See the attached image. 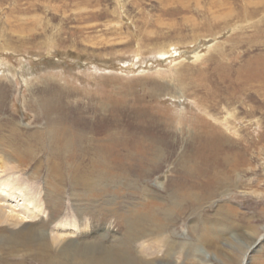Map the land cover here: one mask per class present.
<instances>
[{
	"label": "rangeland",
	"instance_id": "1",
	"mask_svg": "<svg viewBox=\"0 0 264 264\" xmlns=\"http://www.w3.org/2000/svg\"><path fill=\"white\" fill-rule=\"evenodd\" d=\"M0 182L34 212L0 264H42L27 226L107 245L156 206L175 264H264V0H0Z\"/></svg>",
	"mask_w": 264,
	"mask_h": 264
},
{
	"label": "bare ground",
	"instance_id": "2",
	"mask_svg": "<svg viewBox=\"0 0 264 264\" xmlns=\"http://www.w3.org/2000/svg\"><path fill=\"white\" fill-rule=\"evenodd\" d=\"M38 106L43 111L44 103L41 102ZM41 116H42V112L38 114V118H40ZM60 130L61 129H58L59 132H60ZM54 137H55V135H54ZM41 138H40V140L42 141ZM74 142H76V141H74ZM41 146H43V144ZM75 147H76V145H75ZM81 148H83V147H81ZM72 149H74V148L72 147ZM98 149H100V148H98ZM96 150H97V148H96ZM50 151H51V149H50ZM103 151L106 153V150L105 149ZM108 151L111 152V150H108ZM97 153L99 154V157H102V155H101L102 150L97 151ZM51 154L54 155V152H52ZM81 155L83 156V154H81ZM96 158L99 159L98 156H96ZM222 161L224 162V161H226V159L224 158ZM82 165H86V164H82ZM95 166H96V164H95ZM104 167H105V165H104ZM214 167L215 166H213V167L210 168V166H208V168L204 171V173L203 172H200V173L201 174H204V175H207L209 173V175H211V177H214L215 176V172H214L215 170H213ZM84 171L87 174L85 173L84 174L85 176L83 175L81 177V180L82 181L79 178V181H81L84 184H86L87 182H89L92 179V176H93L92 174H93L94 170L91 167H88L87 166L86 168H84ZM77 173H78V171H77ZM74 174H75V172H74ZM97 174H98V172H97ZM108 175L110 176V174H108ZM73 176L75 177L76 175H73ZM85 189H87V188H85ZM95 193H96V191H95ZM93 197H96V196L94 195ZM85 198H87V197H85ZM0 199H1L0 200V220H3L5 222L11 223V224L14 223V225H17V224H19V223H21L23 221H29V219H28L29 216H30L29 218L33 217V215H34L33 214L34 213L33 211L29 215L19 214L18 212H16V208L14 207L15 205H24V208L27 211H29L30 209H29L28 205L31 203V201L28 200V201H22L21 203H18V201H17L18 196L16 195L15 191H13L12 188H8L7 185H5V184H3L1 182H0ZM51 200H52V198H51ZM10 201L11 202L14 201L15 203L16 202L17 203L16 204H11ZM56 201H57L56 203H58V205H59V203H60V202H58L59 200H56ZM173 201L174 200H172L171 202H173ZM99 204L102 205L103 203L102 204L99 203ZM51 205H53V204H51ZM148 205H149L150 209H151V207H155L154 205L146 204V206H148ZM54 206H53V208H54ZM126 207H127V205H126ZM155 208L156 209L150 210V212L147 211V213H143V214L142 213H139V215H137L138 217H136L133 220H131L132 219L131 217H130L131 219H127V224L125 225L126 227L124 229L125 230L124 236L119 237V238H117L115 240H112V241L110 240L111 242L109 244H107V245H105V243L103 242L104 241L103 238H97V240L94 239L92 241L91 240H83V241H80V239L75 240L73 238L74 235L78 236L79 233L80 234H83V233L80 232V228H79V229H77V230H79V232L77 234V232H76L77 231L76 230L77 227L75 228V225L74 224L67 223L68 221L66 222L63 219L60 220L59 226L57 228H59V230L62 229L64 231L62 233H58L57 235H52L51 236V239L48 238L47 235H45V234H43L41 232L39 233L38 231H32L33 230V226H27V227H25L22 230L21 237L15 236V237H18V238H15V237H13V238H14V242H16L17 244L18 243H23V244L25 243V245L29 244L30 246H33L32 248L29 247V249H30V255H33V256L38 257L40 259V261H41L42 264H47L48 263V258L53 257L54 255L55 256H58V257H61L64 260L66 258H68V257L69 258L75 257L77 260L80 261V264H156L155 261L157 259H159V257H162V259H166V262L165 263L158 262V264H175L174 262H172V260L174 259L173 258V255L176 254L177 251H176V249L174 250V247H173L174 245H172L170 243L168 236L166 235L167 238H165V235H164V232L166 231V229L168 227V224L170 222L167 219L171 216V210H169L167 208L165 209V207L164 208L163 207H159L158 208V206H156ZM59 209L60 208H58V210ZM109 209H110V207H109ZM56 211H53V213H56ZM123 211H124V209H123ZM53 213H51L52 216L55 215V214L53 215ZM117 213H119V211H117ZM155 213H156V215H155ZM52 218H54V217H52ZM129 220H131V221H129ZM82 229H84V227ZM65 230H70V234H69L70 235V238L67 239V241L58 250L56 249L57 254H55L54 253L55 251L53 252V248H56V247H54V245L60 242V240H59L60 239L59 238L60 237L59 234H67V231H65ZM53 236H55V237H53ZM162 249H164V251L159 256V254H157V250H162ZM58 257H56V258H58ZM72 260H74V259H72Z\"/></svg>",
	"mask_w": 264,
	"mask_h": 264
}]
</instances>
